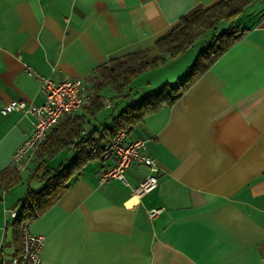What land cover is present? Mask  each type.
<instances>
[{
    "label": "crops",
    "instance_id": "obj_1",
    "mask_svg": "<svg viewBox=\"0 0 264 264\" xmlns=\"http://www.w3.org/2000/svg\"><path fill=\"white\" fill-rule=\"evenodd\" d=\"M216 1L0 0V108L20 98L43 102L40 83L25 64L54 83L83 80L85 105L97 66L150 47L187 11ZM249 7L235 28L243 29L240 38L208 70L172 104L125 130L126 139H146L159 166L158 185L137 197L132 188L147 174L144 164L126 167L125 184L116 178L97 182L112 160L88 162L61 197L29 222L31 232L44 237L41 264H264V0ZM175 57L165 55L141 72L158 70L138 90L130 83L132 99L180 78L189 65L172 76L162 71ZM31 119L0 109V170L15 165L20 178L29 176L34 153L22 164L11 159L32 131ZM35 182L28 186H43ZM25 191L8 197V189L0 190L1 264L16 252L4 210ZM154 206L164 210L148 218Z\"/></svg>",
    "mask_w": 264,
    "mask_h": 264
},
{
    "label": "trees",
    "instance_id": "obj_2",
    "mask_svg": "<svg viewBox=\"0 0 264 264\" xmlns=\"http://www.w3.org/2000/svg\"><path fill=\"white\" fill-rule=\"evenodd\" d=\"M251 4L253 0H219L208 7L196 6L183 14L178 24L150 47L110 58L106 64L97 66L88 79L91 83L89 102L81 105V112L61 118L34 151L35 164L28 177L42 182L43 186L38 190L28 186L13 205L17 208V216L10 222L15 253L21 247V222L32 221L52 206L73 177L88 162L100 157L105 142L141 122L145 115L172 104L240 38L243 29L216 32L205 41V47L199 49L180 78L166 81L158 89H150L133 100L128 89L135 77L163 62L165 55L175 57L191 49L199 36L214 30L219 22L234 21ZM105 89L114 93L116 106L113 112L99 119V113L107 106ZM122 101L126 102L117 104ZM61 151L70 156L60 160L57 167L49 166L47 160H52ZM18 171L15 165L0 170V190H7L20 179Z\"/></svg>",
    "mask_w": 264,
    "mask_h": 264
},
{
    "label": "built area",
    "instance_id": "obj_3",
    "mask_svg": "<svg viewBox=\"0 0 264 264\" xmlns=\"http://www.w3.org/2000/svg\"><path fill=\"white\" fill-rule=\"evenodd\" d=\"M26 73L35 77L40 83V89L44 94V100L35 105L23 98L13 99L3 105L2 113L20 110L32 117V131L16 146L12 155L13 164H18L32 157L37 145L47 137V132L59 121L63 115L73 113L81 108L84 103V81L80 78H70L54 83L29 65H24ZM144 138L126 139L125 131H121L116 137L105 142L100 159L112 160L99 174L97 182L104 183L112 178L119 179L128 184L124 171L131 163L144 164L148 168L147 174L138 179L132 188L137 197L149 193L158 185L159 166L156 159L148 154L147 143ZM164 210L163 206H154L147 209V217H156ZM8 214V220L17 216V208L4 210ZM30 221L21 222V247L8 260V264H41V247L44 243L42 235H35L30 230ZM1 264V263H0Z\"/></svg>",
    "mask_w": 264,
    "mask_h": 264
},
{
    "label": "rangeland",
    "instance_id": "obj_4",
    "mask_svg": "<svg viewBox=\"0 0 264 264\" xmlns=\"http://www.w3.org/2000/svg\"><path fill=\"white\" fill-rule=\"evenodd\" d=\"M249 9H250V7L244 9V12H242L239 16H237L234 21H231V22H227V21L219 22L217 27L214 30L205 32L203 34V36H199V38L195 41V43L193 44V46L191 47L190 50H187L186 52L181 53L178 56H176L175 58H173L172 60L168 61L169 65L170 64L171 65L168 68H165V69L162 70L164 72V76H172V75L176 74V72H178V70H182L187 65H189V67H190L192 61H194V58H195L196 54L199 52V49L201 47H205V45H206L205 41L209 40L211 38V36L213 34H215L216 32L220 33V32H222L224 30L229 29V28H233V29L237 28V26L239 24L238 22L241 23V21L246 19V17L248 16L247 13L249 12ZM189 67H188V69H189ZM187 70L185 72H187ZM157 71L158 70L151 71L152 72L151 75H153L154 73H157ZM162 71L160 73H162ZM151 72H147V73L145 72V73H142L141 75H139L138 77H136V79L133 82H131L130 88L134 89L133 91L138 90L139 86H140V83L142 84L143 80H145L146 77L148 75H150L149 73H151ZM113 96H114V93L108 92V91L106 92L105 101H106V104H107V109L104 108L100 112V114H103L104 112H106L101 117H103L104 115L106 116L110 112H113V110H114V108L116 106V104H115L116 99ZM119 103H121V102H119ZM119 103H117V104L121 105ZM100 114H99V116H100ZM63 155H64V152L58 153L55 157H53L54 159H52L50 161L47 160L49 162L48 165L51 166V167H57L59 162H60V160H62L64 158ZM32 162L34 163L33 159L30 160V163H32ZM20 163L22 164V162H20ZM29 182H30V184H31V186L33 188H35L36 186L39 185L38 183L35 182V180L30 179L27 176L26 172H24L21 175L20 179H18L16 182L10 184V186L8 187V194H9L8 197H10V195L13 192L18 191L21 188L26 189Z\"/></svg>",
    "mask_w": 264,
    "mask_h": 264
}]
</instances>
